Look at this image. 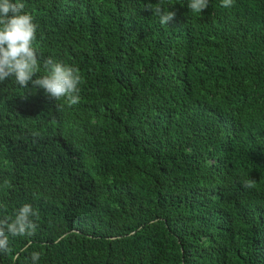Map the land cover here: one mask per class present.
Returning <instances> with one entry per match:
<instances>
[{"label": "trees", "instance_id": "16d2710c", "mask_svg": "<svg viewBox=\"0 0 264 264\" xmlns=\"http://www.w3.org/2000/svg\"><path fill=\"white\" fill-rule=\"evenodd\" d=\"M19 2L83 83L0 82V218L39 225L0 264H264V0Z\"/></svg>", "mask_w": 264, "mask_h": 264}, {"label": "clouds", "instance_id": "9594fccd", "mask_svg": "<svg viewBox=\"0 0 264 264\" xmlns=\"http://www.w3.org/2000/svg\"><path fill=\"white\" fill-rule=\"evenodd\" d=\"M210 0H189L188 7L193 13H201L209 7ZM221 6L230 8L233 0H221ZM145 9L151 10L159 17L162 25H168L174 20L176 13L160 5H153L151 0L145 4ZM25 4L14 0H0V82L10 77L15 78L21 88H28L29 83L41 88L56 101L66 100L69 107L80 103L83 76L78 66L66 64L53 56L42 60V54L37 47L38 25L33 22V16L24 11ZM41 60L43 73L41 72ZM37 77L33 79V77ZM10 186L9 181H4ZM243 187H255V180H245ZM38 217L31 204L25 203L16 210L13 216L0 218V252L9 251V236L32 235L39 227L34 219ZM39 252H32L33 264H37Z\"/></svg>", "mask_w": 264, "mask_h": 264}]
</instances>
